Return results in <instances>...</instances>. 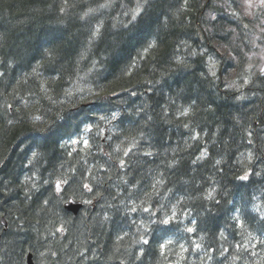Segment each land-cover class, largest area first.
I'll list each match as a JSON object with an SVG mask.
<instances>
[{
	"label": "trees",
	"instance_id": "obj_1",
	"mask_svg": "<svg viewBox=\"0 0 264 264\" xmlns=\"http://www.w3.org/2000/svg\"><path fill=\"white\" fill-rule=\"evenodd\" d=\"M261 15L0 0V264H264Z\"/></svg>",
	"mask_w": 264,
	"mask_h": 264
},
{
	"label": "rangeland",
	"instance_id": "obj_2",
	"mask_svg": "<svg viewBox=\"0 0 264 264\" xmlns=\"http://www.w3.org/2000/svg\"><path fill=\"white\" fill-rule=\"evenodd\" d=\"M238 7L242 14L252 17L258 11L264 17V5L260 3V0H238ZM262 63L264 61L262 60ZM261 70L264 71V64L261 67Z\"/></svg>",
	"mask_w": 264,
	"mask_h": 264
},
{
	"label": "water",
	"instance_id": "obj_3",
	"mask_svg": "<svg viewBox=\"0 0 264 264\" xmlns=\"http://www.w3.org/2000/svg\"><path fill=\"white\" fill-rule=\"evenodd\" d=\"M65 207L67 210L77 213L78 210L81 208V203L71 199L68 203L65 204Z\"/></svg>",
	"mask_w": 264,
	"mask_h": 264
},
{
	"label": "bare ground",
	"instance_id": "obj_4",
	"mask_svg": "<svg viewBox=\"0 0 264 264\" xmlns=\"http://www.w3.org/2000/svg\"><path fill=\"white\" fill-rule=\"evenodd\" d=\"M51 1V0H50ZM55 3V2H54ZM51 4V3H50ZM33 5V4H32ZM119 5V4H118ZM41 6V5H40ZM49 8V7H48ZM70 9V8H69ZM60 17V16H59ZM83 26V25H82ZM1 46V45H0ZM30 52V51H29ZM2 53V52H1ZM83 59V58H82ZM73 64V63H72ZM7 65V64H6ZM10 74V73H9ZM241 128V127H240ZM249 129V128H248ZM260 144V143H259ZM263 145V144H262ZM199 159V158H198ZM159 161V160H158ZM84 162V161H83ZM180 182V181H179ZM226 194V193H225ZM125 197V196H124ZM126 198V197H125ZM162 199V198H161ZM17 220V219H16ZM96 225V224H95ZM23 231V230H22ZM17 236V235H16ZM137 237V236H136ZM26 238V237H25ZM28 238V237H27ZM54 240V239H53ZM46 242V241H45ZM22 245V244H21ZM52 245V244H51ZM60 245V244H59ZM9 247V246H8ZM94 248V247H93ZM119 248V247H118ZM124 248V247H123ZM31 249V248H30ZM100 250V249H99ZM105 250V249H104ZM118 250V249H117ZM241 250V249H240ZM97 252V251H96ZM99 252V251H98ZM18 253V252H17ZM111 253V252H110ZM76 254V253H75ZM79 253H77L78 255ZM76 255V256H77ZM41 256V255H40ZM80 256V255H79ZM97 256V255H96ZM130 257V256H129ZM66 259V258H65ZM81 259V258H80ZM141 259V258H140ZM139 260V259H138ZM235 260V259H234ZM233 260V261H234ZM6 262V261H5ZM157 264V263H156Z\"/></svg>",
	"mask_w": 264,
	"mask_h": 264
},
{
	"label": "snow or ice",
	"instance_id": "obj_5",
	"mask_svg": "<svg viewBox=\"0 0 264 264\" xmlns=\"http://www.w3.org/2000/svg\"><path fill=\"white\" fill-rule=\"evenodd\" d=\"M260 3H261L262 5H264V0H260ZM244 178L246 179L247 177H244ZM85 187L87 188L88 186L85 185ZM189 231H192V229H189ZM145 243H147V241H145Z\"/></svg>",
	"mask_w": 264,
	"mask_h": 264
}]
</instances>
